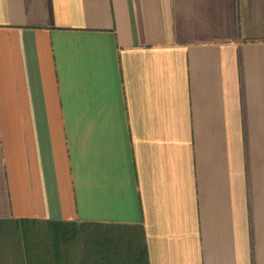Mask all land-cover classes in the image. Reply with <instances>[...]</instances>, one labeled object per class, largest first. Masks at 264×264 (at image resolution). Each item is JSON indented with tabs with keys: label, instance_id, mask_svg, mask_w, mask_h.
<instances>
[{
	"label": "crops",
	"instance_id": "1",
	"mask_svg": "<svg viewBox=\"0 0 264 264\" xmlns=\"http://www.w3.org/2000/svg\"><path fill=\"white\" fill-rule=\"evenodd\" d=\"M24 220L264 264V0H0V224Z\"/></svg>",
	"mask_w": 264,
	"mask_h": 264
},
{
	"label": "trees",
	"instance_id": "2",
	"mask_svg": "<svg viewBox=\"0 0 264 264\" xmlns=\"http://www.w3.org/2000/svg\"><path fill=\"white\" fill-rule=\"evenodd\" d=\"M51 224L58 233L54 237L58 254L54 258L45 253L33 259L29 256V264H150L142 225L111 224L107 231L101 232L103 225L92 222L53 221ZM73 240L81 241L86 248L75 259L58 251L59 245Z\"/></svg>",
	"mask_w": 264,
	"mask_h": 264
},
{
	"label": "rangeland",
	"instance_id": "3",
	"mask_svg": "<svg viewBox=\"0 0 264 264\" xmlns=\"http://www.w3.org/2000/svg\"><path fill=\"white\" fill-rule=\"evenodd\" d=\"M57 234L49 224L31 222L23 223L21 226L9 223L0 224V251L23 253L26 257L31 256L32 259L44 253L54 258L58 254L54 243V237ZM59 246L60 254L63 253L73 259L81 254L82 250H86L79 240L64 242Z\"/></svg>",
	"mask_w": 264,
	"mask_h": 264
}]
</instances>
